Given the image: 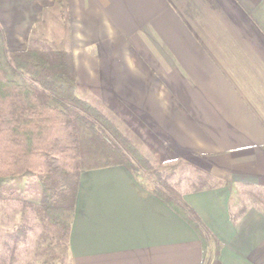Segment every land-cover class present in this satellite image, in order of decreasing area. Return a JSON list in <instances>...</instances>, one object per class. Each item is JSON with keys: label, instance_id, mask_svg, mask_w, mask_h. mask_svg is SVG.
I'll use <instances>...</instances> for the list:
<instances>
[{"label": "crops", "instance_id": "crops-1", "mask_svg": "<svg viewBox=\"0 0 264 264\" xmlns=\"http://www.w3.org/2000/svg\"><path fill=\"white\" fill-rule=\"evenodd\" d=\"M53 4L0 0L7 49H25ZM66 4L78 84L157 162L219 180L179 186L220 244L207 264H264V208L239 195L264 191V0ZM69 253L71 264L203 262L195 230L120 165L80 174Z\"/></svg>", "mask_w": 264, "mask_h": 264}, {"label": "trees", "instance_id": "trees-1", "mask_svg": "<svg viewBox=\"0 0 264 264\" xmlns=\"http://www.w3.org/2000/svg\"><path fill=\"white\" fill-rule=\"evenodd\" d=\"M82 90L72 62L66 0H54L44 9L23 50H8L0 27V200L18 201L22 216L38 204L49 259L71 264L69 234L80 174L124 166L195 230L202 264H207L211 244L216 252L220 244L183 200L179 180L172 181L178 175L176 165L161 168L165 165L158 164L142 142ZM194 172L195 190L219 182L203 170ZM26 232L25 225L13 229L4 264H36V256L24 261L17 256V244Z\"/></svg>", "mask_w": 264, "mask_h": 264}, {"label": "rangeland", "instance_id": "rangeland-1", "mask_svg": "<svg viewBox=\"0 0 264 264\" xmlns=\"http://www.w3.org/2000/svg\"><path fill=\"white\" fill-rule=\"evenodd\" d=\"M82 91L86 98L96 103L94 96L90 92L85 91L84 89ZM158 164L161 163L158 162ZM163 164L165 166H162L161 168L167 167V169L170 166L176 165L178 175L172 177L171 179H173V182L179 180V186L195 185L194 181L193 183L191 182L192 179L195 178V170L191 167L192 165H189L185 160L179 159L171 162H163ZM239 195H241L242 198L244 197V200H250V203H255L257 208H264V191L252 194V192L245 190L241 191ZM246 203L248 204V202ZM19 205L20 203L16 200H0V264H4L5 260H7L9 248L13 243L10 238V234H12L13 229L18 225L27 226L26 235L20 239L16 248L19 261H24L25 258L28 260L29 257L33 258L36 256V264H53V262L49 259V246L47 241H45L44 236L46 234L45 222L38 215V204H36V206H32L35 208L28 207L23 216ZM5 241H8V244L5 243Z\"/></svg>", "mask_w": 264, "mask_h": 264}]
</instances>
